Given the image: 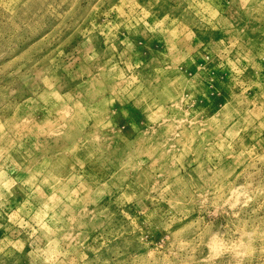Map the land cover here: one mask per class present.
Masks as SVG:
<instances>
[{
  "label": "rangeland",
  "instance_id": "obj_1",
  "mask_svg": "<svg viewBox=\"0 0 264 264\" xmlns=\"http://www.w3.org/2000/svg\"><path fill=\"white\" fill-rule=\"evenodd\" d=\"M0 264H264V0H0Z\"/></svg>",
  "mask_w": 264,
  "mask_h": 264
},
{
  "label": "bare ground",
  "instance_id": "obj_2",
  "mask_svg": "<svg viewBox=\"0 0 264 264\" xmlns=\"http://www.w3.org/2000/svg\"><path fill=\"white\" fill-rule=\"evenodd\" d=\"M66 115V114H65Z\"/></svg>",
  "mask_w": 264,
  "mask_h": 264
}]
</instances>
